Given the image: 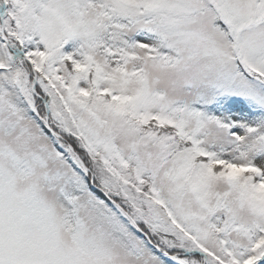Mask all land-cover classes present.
<instances>
[{"label": "snow or ice", "instance_id": "6c2138e0", "mask_svg": "<svg viewBox=\"0 0 264 264\" xmlns=\"http://www.w3.org/2000/svg\"><path fill=\"white\" fill-rule=\"evenodd\" d=\"M0 264H264V0H0Z\"/></svg>", "mask_w": 264, "mask_h": 264}]
</instances>
